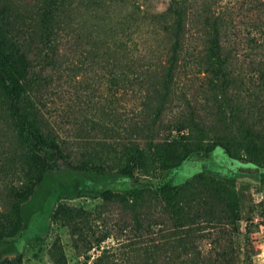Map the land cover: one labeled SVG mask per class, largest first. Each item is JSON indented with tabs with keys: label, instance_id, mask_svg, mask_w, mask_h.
Masks as SVG:
<instances>
[{
	"label": "trees",
	"instance_id": "16d2710c",
	"mask_svg": "<svg viewBox=\"0 0 264 264\" xmlns=\"http://www.w3.org/2000/svg\"><path fill=\"white\" fill-rule=\"evenodd\" d=\"M93 1L46 0L37 15L39 27L32 32L17 26L11 6L0 5L1 136L26 165L17 182L20 186L11 191L10 228L0 231V264H18L8 254L16 250L27 207L46 178L62 169L74 178L116 177L123 189L107 185L99 193L128 212V228L152 227L158 221L152 210L161 209L158 223L168 226V239L175 236L180 264H235L228 252L207 259L195 253L191 225L198 219L218 218L220 213L237 220L236 182L205 170L180 182L151 180L176 173L194 156L218 152L241 166L264 169V109L248 102L252 113L244 114L241 103H231L235 94L242 93L246 75L236 62L237 45L243 40L233 32L232 13L224 0H169L163 11L145 6L147 0ZM256 10L253 28L260 29L262 40L249 31L246 44L264 48V13H259V6ZM85 15L89 22L84 20L83 25ZM64 35L79 60L85 47L88 56L106 69L111 90L143 92L149 117L143 129L144 146L135 140L115 146L101 139L97 145L107 152L94 146L87 159L73 162L70 144L61 139L41 107L57 66L74 60L59 48ZM187 63L205 76L199 95L214 118L212 125L202 122L191 108L186 91L174 88L180 68ZM259 72L264 77V71ZM175 98L191 108L189 115L175 122V129L186 134L178 140H158L156 128ZM156 164L157 176L151 171ZM146 258L144 264L156 259L150 252ZM64 260L60 253L56 264Z\"/></svg>",
	"mask_w": 264,
	"mask_h": 264
},
{
	"label": "rangeland",
	"instance_id": "374dc122",
	"mask_svg": "<svg viewBox=\"0 0 264 264\" xmlns=\"http://www.w3.org/2000/svg\"><path fill=\"white\" fill-rule=\"evenodd\" d=\"M45 1L0 0V5L11 6L17 26L32 32L39 27L37 15ZM146 4L154 11H163L169 0H147ZM224 6L234 17L233 32L239 33L243 40L237 45L239 60L236 62L246 73L242 93L235 94L231 103H241L243 113L251 114V103L248 102H255L258 108L264 109V77L259 72L264 71L261 68L264 48L247 46L246 38L250 31L262 40L260 29L253 28V23L258 6L259 13H264V2L224 0ZM84 20L89 22V16H83L81 21ZM67 40L65 35L61 36L59 48L74 60L71 58V61L57 66L53 82L41 98V107L60 131L61 139L70 144L73 162L87 159L94 146L107 152L97 145L101 139L115 146L122 142L130 144L134 140L144 146L143 129L149 117L143 92L130 88L128 92L111 90L106 69H102L97 59L88 56L85 47L79 60L77 53L72 54ZM204 81L205 76L194 64L187 63L180 68L174 88L179 93L186 91L191 108L200 114L202 122L212 125L214 118L199 95ZM191 108L184 100L175 98L161 117L156 138L178 140L186 134L175 129V122L189 115ZM2 128L3 123H0V231H7L12 221L10 206L14 196L11 191L19 184L18 179L26 165L9 140L4 141ZM156 166L151 171L157 176ZM200 170L213 171L236 182L238 219L224 213L225 216L220 213L212 220L198 219L191 225L194 252L205 259L228 252L235 264H264V169L241 166L218 152L214 156H194L176 173L151 180L158 182L167 178L180 182ZM107 185H112L114 190L123 189L116 177L110 180L90 175L74 178L64 169L50 174L27 207L26 223L16 242L15 252L8 254L10 259L18 264H56L59 254L63 253V264H144L150 252L156 259L148 264H180L182 259L178 257L180 248L175 247V236L168 239V226L158 223L161 209L152 210L158 220L152 227L128 228V212L99 193ZM98 258L101 259L97 261Z\"/></svg>",
	"mask_w": 264,
	"mask_h": 264
}]
</instances>
